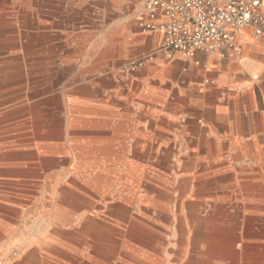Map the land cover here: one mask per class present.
Wrapping results in <instances>:
<instances>
[{
    "label": "rangeland",
    "instance_id": "374dc122",
    "mask_svg": "<svg viewBox=\"0 0 264 264\" xmlns=\"http://www.w3.org/2000/svg\"><path fill=\"white\" fill-rule=\"evenodd\" d=\"M144 1L64 0L56 9L38 8L37 0H0V113L17 102L19 90L25 92L28 108L37 97L34 87L41 82L53 85L62 96L57 159L43 168L35 184L27 186L20 222L11 223L9 254L0 258V264H184L200 258L202 235L211 226L240 235L237 250L248 220L255 229L263 226L261 128L247 137H126L123 157L114 168L117 172L111 169L105 174L102 165L86 166L81 175L77 171L73 156L77 140L99 142L106 137L69 135L68 91L81 83L78 75L83 69L95 78L104 74L101 57L113 51L114 23L134 15L138 35H148L141 27ZM153 52L131 58L113 75H125V64ZM40 69L49 72L39 78ZM30 122L27 118L29 131ZM72 166L74 172L69 173ZM98 169L103 184L90 188L87 177ZM158 192L165 197L164 210L152 204ZM132 195L130 201L122 200ZM188 202L197 205L195 218L186 209ZM218 205L224 215L212 225L208 219ZM99 235L108 236L107 241L99 240Z\"/></svg>",
    "mask_w": 264,
    "mask_h": 264
},
{
    "label": "crops",
    "instance_id": "0c3cea01",
    "mask_svg": "<svg viewBox=\"0 0 264 264\" xmlns=\"http://www.w3.org/2000/svg\"><path fill=\"white\" fill-rule=\"evenodd\" d=\"M37 1L38 8L56 9L64 2L50 0L43 5ZM261 14L258 27L237 32L239 53L225 58L198 52L194 58L176 53L166 60L156 52L163 39L161 31L140 37L134 15L129 21L114 23L113 51L101 57L104 74L95 78L83 69L78 75L81 83L68 91L69 135L106 137L99 142L106 149L102 168L108 174L111 169L117 172L114 168L123 157L126 137H247L255 134L256 127L264 130V2ZM163 22L159 15L156 23ZM256 29L261 35H255ZM150 51H154L153 58L143 70L113 75L115 68ZM47 72L40 69L37 77ZM17 93L12 108L0 113V258L4 259L10 250L11 223L20 222L27 186L35 184L43 168L56 161L61 135L62 96L53 91V85H36L37 97L28 108L25 92ZM89 140L78 139L77 145L87 146ZM67 171L73 173V166Z\"/></svg>",
    "mask_w": 264,
    "mask_h": 264
},
{
    "label": "built area",
    "instance_id": "2783aa9c",
    "mask_svg": "<svg viewBox=\"0 0 264 264\" xmlns=\"http://www.w3.org/2000/svg\"><path fill=\"white\" fill-rule=\"evenodd\" d=\"M264 0H145L143 3L144 32L161 31L163 39L156 52L166 60L178 53L185 58L195 54H214L220 58L239 53L238 31L258 27ZM159 15L163 23H156ZM255 35H261L259 29ZM153 54L128 62L122 67L126 74L142 69Z\"/></svg>",
    "mask_w": 264,
    "mask_h": 264
},
{
    "label": "bare ground",
    "instance_id": "6f19581e",
    "mask_svg": "<svg viewBox=\"0 0 264 264\" xmlns=\"http://www.w3.org/2000/svg\"><path fill=\"white\" fill-rule=\"evenodd\" d=\"M74 147H75L74 148L75 151H74V155L73 156H74V159L76 161V165L78 167L77 171L79 172L80 175L82 173V169L84 167H86V166H97V167H99L101 165L102 166L104 165L105 159H106L105 156H104V153H105L106 149L103 147V145L101 143L98 142V139H94V140L90 139L89 142L87 143V146L86 145H84V146L77 145V146H74ZM262 162H263V160H262ZM125 166H127V170L130 169L129 165H125ZM257 170H258V168H257ZM101 172L102 171L98 169V170H95V171L91 172L90 175H88L86 184L90 188L100 187L101 184H103V181H104L105 178H104L103 173H101ZM261 175L264 177V172H262ZM80 178H83V177L80 176ZM212 186H213V184H212ZM64 194H68V197L70 196V193H69L68 190H65ZM157 194L158 195H157L156 199L152 200V202H153L152 204L155 207L161 208L163 206V204H164L162 202V200H165V197L163 196V193H161V192H158ZM133 198H134V196L132 195V196H128V197H123L122 200L130 201ZM219 205L215 207L214 212L210 215V217L208 219V221L212 225H213V223L215 221H218V219L222 215H224L223 214L224 213L223 208L221 206H219ZM161 209L164 210L163 208H161ZM186 209L188 210L190 216L195 218L196 211H197V205L194 204V203L188 202L186 204ZM165 217L168 218V215L165 214ZM177 219H179V218H177ZM252 224H253V221H250V220L247 221L245 231H244V233H243V235L241 237L242 244H241V249L240 250H237L236 247H235L236 241H238L240 239L239 238L240 235H236V234H233V233L231 234V233H229L228 229L217 228V226H215V225L214 226L210 225L211 227L208 228V233H205V234L202 235V239L201 240L203 241V244H204L203 247L204 248L202 250H200V252L198 253L200 255V258L192 257L186 263L184 262V264H214L215 262H223L225 264H236V263H240V262L242 264H263V262H264L263 261V257H264L263 256L264 255V224H263L262 227H260L258 229H255ZM180 226L182 227V229H184L182 222H180ZM91 227H92V225L90 224L89 228H91ZM69 233H71V232H69ZM69 233H67V234H69ZM73 234L71 233V235H73ZM76 236H73V237L77 238ZM142 236L143 235H141L140 237L143 240L144 237H142ZM180 237H182V236L180 235ZM101 238L103 239V236H98L99 240H101ZM75 240H77V239H75ZM82 243H83V241H82ZM86 243H88V242H86ZM179 247H181V246H179ZM67 258H69V255H68ZM152 261H154V260L152 259ZM158 261L159 260H156V262H158ZM159 262H161V261H159ZM160 264H162V263H160ZM168 264H170V262Z\"/></svg>",
    "mask_w": 264,
    "mask_h": 264
}]
</instances>
